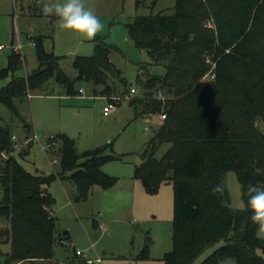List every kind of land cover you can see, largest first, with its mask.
Returning <instances> with one entry per match:
<instances>
[{
    "label": "trees",
    "instance_id": "obj_1",
    "mask_svg": "<svg viewBox=\"0 0 264 264\" xmlns=\"http://www.w3.org/2000/svg\"><path fill=\"white\" fill-rule=\"evenodd\" d=\"M126 27L135 46L166 68L163 75H151L144 66L149 75L143 80L144 96L131 101L136 117H163L134 173L151 193L163 182L173 184V246L162 264H194L218 243L222 245L199 264L228 259L264 264L258 252L264 253V239H257L248 207L249 186L264 187V0H176L173 14L138 15ZM33 39L37 69L27 77L16 76L24 59L12 51L0 70V81L10 77L0 88V102L22 121L18 103L46 92L50 80L67 95L80 94L79 81L90 82L94 96L107 99L119 95L117 81L122 92L128 88L110 57L118 48L103 38L94 39L93 54L74 58L76 77L63 69L62 56L45 49L42 35ZM209 55L217 63L216 75L205 82ZM26 126L28 139L34 133L29 122ZM13 136L12 124L0 123V219L8 224L0 227V258L2 264L49 260L59 238L54 235L56 199L46 185L57 178L69 180L76 201H84L94 185L109 188L116 183L103 165L120 156L106 154L105 146L79 151L75 139L61 133L50 139L59 143L61 170L44 176L23 166L14 154ZM165 143L170 147L157 158ZM32 145L30 141L19 155H28ZM228 171L236 172L242 186L243 209L231 206L224 184ZM217 185L223 191H213ZM6 243L11 249L4 253L1 245ZM147 256L144 250L139 258Z\"/></svg>",
    "mask_w": 264,
    "mask_h": 264
},
{
    "label": "rangeland",
    "instance_id": "obj_2",
    "mask_svg": "<svg viewBox=\"0 0 264 264\" xmlns=\"http://www.w3.org/2000/svg\"><path fill=\"white\" fill-rule=\"evenodd\" d=\"M44 2L48 0H0V45L4 46L0 50V70L7 67L12 51L19 52L24 59L15 72L16 76L27 77L37 69L39 62L32 40L42 35L45 49L62 56L61 66L70 76L76 77L74 58L93 54L94 39L103 38L108 44L117 46L110 57L122 70L128 88L122 92L124 86L116 82L119 85L118 96L122 100L108 117L103 116V108L108 101L94 96L92 84L85 81L77 82L78 88L83 87L84 94L67 95L61 85L50 80L46 92L34 93L18 103L26 122L0 102V123L12 124L16 136L14 141L19 145L14 154L32 173L50 176L60 172L59 143L50 139L54 140L51 136L61 133L75 139L79 151L105 146L106 154L120 156L103 165L104 172L116 178V183L109 188L94 185L84 201H76L77 191L69 180L57 178L46 185L47 191L56 199L53 206L57 222L54 235L56 237L66 230L69 232L64 240L56 239L51 259L26 261L24 264H88L85 260L88 257H101V264H162V258L173 246V184L171 181L163 182L155 193H151L134 176L136 165L142 161L141 153L146 142L162 119L159 115L136 117L131 101L144 96L143 80L149 77L144 66L151 75H163L166 68L163 64H153L147 51L135 46L126 24L138 15L162 11L173 14L176 0H83L85 7L91 9L103 25L91 39H85L70 29H60L57 16L42 13ZM207 62L209 70L202 78L205 82L212 81L216 75V61L209 55ZM143 70L146 72L142 73ZM9 80L10 77L1 80L0 88ZM132 86L137 88V92L129 95L128 90ZM51 91L54 95H46ZM161 96L165 98V90ZM139 108L142 109L141 104ZM27 122L32 125L38 139L33 140L28 155L20 156V150L26 151L30 144L25 141ZM169 147V143L163 144L156 157L161 158ZM224 184L231 206L243 209L242 186L236 172L228 171L224 175ZM6 225L5 220L0 219V227ZM221 245L218 243L208 248L194 264L202 262ZM10 249V243L1 245L4 253ZM76 249L89 251L84 258L76 255ZM144 250L147 258H139ZM258 252L264 257L262 251ZM221 264L237 263L228 259Z\"/></svg>",
    "mask_w": 264,
    "mask_h": 264
},
{
    "label": "clouds",
    "instance_id": "obj_3",
    "mask_svg": "<svg viewBox=\"0 0 264 264\" xmlns=\"http://www.w3.org/2000/svg\"><path fill=\"white\" fill-rule=\"evenodd\" d=\"M42 13L59 18L60 29H70L85 39L93 38L103 27L100 18L85 7L83 0H48L41 5ZM213 191L221 192L217 185ZM248 207L252 211L251 219L257 225V239H264V187L249 186Z\"/></svg>",
    "mask_w": 264,
    "mask_h": 264
},
{
    "label": "built area",
    "instance_id": "obj_4",
    "mask_svg": "<svg viewBox=\"0 0 264 264\" xmlns=\"http://www.w3.org/2000/svg\"><path fill=\"white\" fill-rule=\"evenodd\" d=\"M32 43H33V45H35V41L34 40H32ZM2 49H4V46L0 45V50H2ZM82 91L83 90H81V92ZM136 92H137V88L135 86L130 87L129 95H134ZM121 100H122L121 96H116V97H113L112 99H108V104H106L104 106L103 114L105 116L111 114L113 112V110H115L117 108V106L120 104ZM53 137L54 136H51V138H53ZM15 139H16V136H13V140H15ZM35 139H38V136L36 134H34L33 136L29 137L25 141H26V143H28V142L33 141ZM15 148H19V145L15 144ZM88 251H89V249H87V250L76 249V255L85 258L86 257V253ZM85 260L87 261L88 264H101L102 263V258L101 257H98L96 259L88 257V258H85Z\"/></svg>",
    "mask_w": 264,
    "mask_h": 264
},
{
    "label": "crops",
    "instance_id": "obj_5",
    "mask_svg": "<svg viewBox=\"0 0 264 264\" xmlns=\"http://www.w3.org/2000/svg\"><path fill=\"white\" fill-rule=\"evenodd\" d=\"M81 90H83V91L81 92ZM84 93H85V91H84L83 87H80V94H84ZM80 94H79V95H80ZM52 95H54V93H52ZM83 96H84V95H83ZM101 97H102V96H101ZM102 98H104L105 100L108 101V99H107L106 97H102ZM118 106H119V105H118ZM118 106H117V107H118ZM103 110H104V108H103ZM110 115H111V114L105 116V115L103 114V116H105V117H108V116H110ZM34 134H36V133H34ZM146 143H147V142H146ZM53 214H54V212H53ZM99 226H100V224H99ZM68 232H69L68 230L63 231V232H59V233H58V234H60L59 239H60V240H64ZM78 257H81V256H78ZM80 260H81V259H80ZM80 260H78V261H80ZM27 262H28V261H27ZM74 262H75V261H74ZM24 263H26V262L18 263V264H24ZM77 263L80 264L79 262H77ZM77 263L75 262V264H77Z\"/></svg>",
    "mask_w": 264,
    "mask_h": 264
},
{
    "label": "water",
    "instance_id": "obj_6",
    "mask_svg": "<svg viewBox=\"0 0 264 264\" xmlns=\"http://www.w3.org/2000/svg\"><path fill=\"white\" fill-rule=\"evenodd\" d=\"M145 72H146L145 70L142 71V73H145ZM147 79H149L148 76H147ZM57 236H58V238H59L60 234H57Z\"/></svg>",
    "mask_w": 264,
    "mask_h": 264
}]
</instances>
